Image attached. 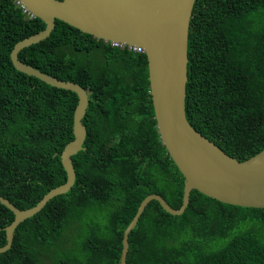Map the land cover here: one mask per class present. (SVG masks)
I'll return each instance as SVG.
<instances>
[{"label":"trees","instance_id":"1","mask_svg":"<svg viewBox=\"0 0 264 264\" xmlns=\"http://www.w3.org/2000/svg\"><path fill=\"white\" fill-rule=\"evenodd\" d=\"M17 0H0V196L28 210L65 183L78 98L15 70L10 54L45 30ZM56 21L20 60L89 94L87 139L64 195L16 230L0 264H121L125 230L150 195L181 208L185 179L156 128L142 53ZM187 120L229 157L264 149V0H197L190 29ZM14 215L0 204V248ZM65 248L58 252L60 247ZM128 264H264V210L193 192L181 216L151 202L129 236Z\"/></svg>","mask_w":264,"mask_h":264},{"label":"water","instance_id":"2","mask_svg":"<svg viewBox=\"0 0 264 264\" xmlns=\"http://www.w3.org/2000/svg\"><path fill=\"white\" fill-rule=\"evenodd\" d=\"M17 1L25 12L43 21L46 29L13 48L10 54L13 67L17 72L36 78L50 87L74 93L78 105L73 114V140L60 156L66 172L65 183L52 189L38 205L25 211L0 196V204L14 215L13 223L5 229L7 243L0 248V255L12 248L15 232L22 223L37 215L50 200L71 189L75 180L71 157L83 150L87 139V130L82 123L89 107L86 90L78 84L44 74L19 58L24 49L47 40L57 20L96 40L142 50L149 70L156 128L162 145L185 179L180 210H175L159 195H150L143 200L125 230L121 264H128L129 236L153 201L174 216L185 213L193 192L229 207L264 210V149L240 162L202 136L187 120L189 37L197 0Z\"/></svg>","mask_w":264,"mask_h":264},{"label":"clouds","instance_id":"3","mask_svg":"<svg viewBox=\"0 0 264 264\" xmlns=\"http://www.w3.org/2000/svg\"><path fill=\"white\" fill-rule=\"evenodd\" d=\"M18 4V3H17ZM18 6H19V8H22V6L20 5V4H18ZM25 11V10H24ZM27 13V12H26ZM111 45V47L114 49V50H124V49H128L129 51H133V52H136V53H142V50L141 49H139V48H128V47H125V46H123V45H118V44H114V43H112V44H110ZM86 117V116H85ZM82 123H83V121H82ZM84 125V124H83ZM86 128V127H85ZM72 130H73V122H72ZM64 151V150H63ZM62 154V153H61ZM71 161H72V165H73V168H74V164H73V160H72V157H71ZM74 172H75V170H74ZM184 187H185V183H184ZM61 196V195H60ZM191 197V196H190ZM183 199H184V197H183ZM210 199V198H209ZM212 200V199H211ZM215 202H217V201H215ZM189 203H190V201H189ZM218 203V202H217ZM222 205H224V204H222ZM182 206H183V204H182ZM182 206H181V208H182ZM225 206H227V205H225ZM140 207V206H139ZM45 208V207H44ZM180 208V209H181ZM180 209H178V210H180ZM40 213V212H39ZM63 250H66L65 248H63L62 246L58 249V252H61V251H63ZM128 257V256H127ZM121 259V258H120Z\"/></svg>","mask_w":264,"mask_h":264},{"label":"bare ground","instance_id":"4","mask_svg":"<svg viewBox=\"0 0 264 264\" xmlns=\"http://www.w3.org/2000/svg\"><path fill=\"white\" fill-rule=\"evenodd\" d=\"M194 10H195V8H194ZM28 14H29V13H28ZM29 15H31V14H29ZM31 16H32V15H31ZM32 17H34V16H32ZM35 18H36V17H35ZM192 19H193V17H192ZM191 23H192V22H191ZM45 25H46V24H45ZM55 27H56V24H55ZM45 29H46V28H45ZM190 29H191V26H190ZM54 30H55V29H54ZM189 43H190V37H189ZM60 156H61V155H60ZM43 209H44V208H43ZM43 209H42V210H43ZM42 210H41V211H42ZM41 211H40V212H41Z\"/></svg>","mask_w":264,"mask_h":264}]
</instances>
